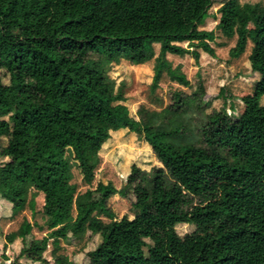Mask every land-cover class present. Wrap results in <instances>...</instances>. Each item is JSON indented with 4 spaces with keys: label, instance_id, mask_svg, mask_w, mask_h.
<instances>
[{
    "label": "trees",
    "instance_id": "16d2710c",
    "mask_svg": "<svg viewBox=\"0 0 264 264\" xmlns=\"http://www.w3.org/2000/svg\"><path fill=\"white\" fill-rule=\"evenodd\" d=\"M216 1L0 0V199L12 203L0 221L5 247L23 240L18 258L44 261L50 243L89 228L101 236L89 264H264V2L223 1L216 28H201ZM220 34L235 42L228 62L247 56L260 74L241 103L222 86V105L207 111L201 92L175 87L167 128L130 114L113 63L154 59L153 84L166 73L188 86L173 56L190 52L184 42L196 58L214 54ZM121 125L161 164L133 163L126 183L107 166L94 185ZM130 191L134 217L117 219L109 199ZM180 222L195 230L180 235Z\"/></svg>",
    "mask_w": 264,
    "mask_h": 264
},
{
    "label": "rangeland",
    "instance_id": "374dc122",
    "mask_svg": "<svg viewBox=\"0 0 264 264\" xmlns=\"http://www.w3.org/2000/svg\"><path fill=\"white\" fill-rule=\"evenodd\" d=\"M226 0H218L213 3L209 16L200 25L204 29H214L218 22V11L221 3ZM257 1V0H240ZM264 2V0H262ZM226 44H222L225 42ZM235 42L233 39L220 34L211 45L215 49L214 54L198 49L199 57L196 58L193 53V47L188 42L182 43L190 49L182 55L173 56L175 63H180L187 73L190 84L188 86L178 84L172 80L166 73L161 82L153 84L154 77V59L145 63L135 64L130 60L122 59L119 63H113L109 69V75L119 85L124 83L125 101L130 114L137 120L141 118V113L148 117L149 123L153 129L167 128L164 114L168 107L173 103V91L175 87H181L185 94H192L194 91L201 92L202 102L206 105V110L211 111L219 108L223 99L219 95V89L222 86L230 85L234 90L233 97L230 99L241 103V97L247 93H252L260 79V74L251 68L247 56L240 59L229 61V49ZM159 44H156V54L158 53ZM2 71L0 70V73ZM6 80V78H5ZM201 83L204 88L201 89ZM231 92L226 91L227 96ZM264 104V96L261 98ZM244 106H240L235 112L228 108V113L240 115ZM190 114H195L196 109L190 108ZM73 155L72 150H69ZM100 154L103 162L96 172L94 185L100 180L107 181L104 176L107 166H110L121 177L122 182L126 183L127 177L132 170V164L135 163L145 170H151L155 165H160L152 146L136 131L129 126L121 125L118 129L111 130L109 138L103 143ZM7 158L0 156V164ZM30 186V185H29ZM134 194L130 191L128 195L114 194L109 199V205L115 212L116 218L121 219L123 216L134 217L133 200ZM38 207L44 205V193L40 192L36 197ZM12 214V203L6 199H0V220ZM103 218L107 219L103 215ZM176 229L180 235L195 230V225L187 222L176 224ZM32 238L27 235L26 241ZM150 242L148 238L145 239ZM101 241L98 233L92 232L89 228L76 233H70L66 239L60 241L59 248L55 242L48 245L44 252V261H32L27 258H18L21 247L23 246L22 238L10 243L7 247L5 244V231L0 221V261L5 260L8 264H67L69 260L76 264H89L87 252L94 249Z\"/></svg>",
    "mask_w": 264,
    "mask_h": 264
}]
</instances>
